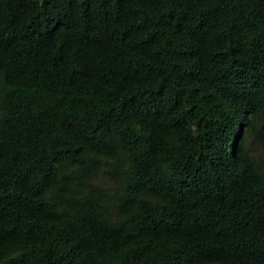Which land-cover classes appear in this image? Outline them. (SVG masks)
<instances>
[{"label": "trees", "instance_id": "obj_1", "mask_svg": "<svg viewBox=\"0 0 264 264\" xmlns=\"http://www.w3.org/2000/svg\"><path fill=\"white\" fill-rule=\"evenodd\" d=\"M0 264H264V0H0Z\"/></svg>", "mask_w": 264, "mask_h": 264}, {"label": "rangeland", "instance_id": "obj_2", "mask_svg": "<svg viewBox=\"0 0 264 264\" xmlns=\"http://www.w3.org/2000/svg\"><path fill=\"white\" fill-rule=\"evenodd\" d=\"M248 150L251 152L252 155H254L257 159H262V150L261 148L256 144L253 143L251 139H248ZM98 184L103 187H110L111 183L106 175L103 173H100L98 177L96 178Z\"/></svg>", "mask_w": 264, "mask_h": 264}]
</instances>
